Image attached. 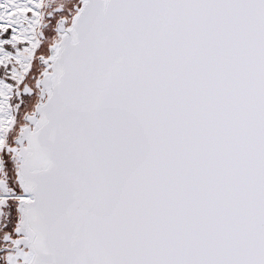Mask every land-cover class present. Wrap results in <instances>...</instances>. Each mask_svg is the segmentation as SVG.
I'll use <instances>...</instances> for the list:
<instances>
[{
    "label": "snow or ice",
    "instance_id": "snow-or-ice-1",
    "mask_svg": "<svg viewBox=\"0 0 264 264\" xmlns=\"http://www.w3.org/2000/svg\"><path fill=\"white\" fill-rule=\"evenodd\" d=\"M0 264H264V0H0Z\"/></svg>",
    "mask_w": 264,
    "mask_h": 264
}]
</instances>
